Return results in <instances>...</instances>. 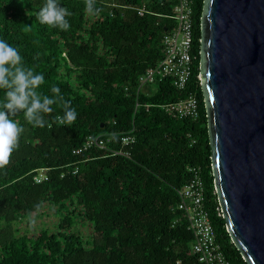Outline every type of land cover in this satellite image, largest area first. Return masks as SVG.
Masks as SVG:
<instances>
[{
  "label": "trees",
  "instance_id": "trees-1",
  "mask_svg": "<svg viewBox=\"0 0 264 264\" xmlns=\"http://www.w3.org/2000/svg\"><path fill=\"white\" fill-rule=\"evenodd\" d=\"M44 2L0 0V39L19 50L27 67L43 73L39 91L52 97L51 87L60 88L77 119L59 125L54 119L63 115L59 105L45 116L44 128L28 124L22 112L14 117L25 132L10 164L0 169V264H203L175 207L189 166L201 171L205 208L225 257L247 264L218 209L199 78L204 0H194V63L186 88L164 79L146 92L144 85L138 92L139 76L162 56L175 2L96 0L103 10L93 15L85 0H60L72 12L67 31L36 19ZM140 6L146 8L142 16ZM191 93L199 100L197 119L164 109ZM108 132L113 133L109 149L73 153L88 135ZM126 133L135 140L122 145L119 137ZM41 170L47 179L37 182ZM47 208L58 217L53 228L35 233L19 228L21 220L30 223L28 216Z\"/></svg>",
  "mask_w": 264,
  "mask_h": 264
},
{
  "label": "water",
  "instance_id": "water-1",
  "mask_svg": "<svg viewBox=\"0 0 264 264\" xmlns=\"http://www.w3.org/2000/svg\"><path fill=\"white\" fill-rule=\"evenodd\" d=\"M200 31L218 202L244 260L264 264V0H204Z\"/></svg>",
  "mask_w": 264,
  "mask_h": 264
},
{
  "label": "built area",
  "instance_id": "built-area-1",
  "mask_svg": "<svg viewBox=\"0 0 264 264\" xmlns=\"http://www.w3.org/2000/svg\"><path fill=\"white\" fill-rule=\"evenodd\" d=\"M175 2L172 18L174 26L166 28L162 37V56L158 63L148 68L139 76V89L143 85L153 84L157 81L170 79L172 84L179 90H184L193 70V42H194V20L193 5L194 0H172ZM139 15H144L146 8L140 6L136 8ZM112 14V10H110ZM138 106V103L136 104ZM171 115L178 118L197 119L199 116V100L193 93L183 99L170 102L163 106ZM113 133L88 135L84 143L73 150L74 154H79L87 149L97 147L109 149ZM135 140L132 133L122 134L119 141L122 145H128ZM113 154L120 151L111 150ZM128 154V153H127ZM189 179L177 189L178 209L187 222L188 229L192 232L194 240L192 251L197 255L203 264H232L221 250L217 242L216 234L211 224L208 210L205 208V186L201 177V171L196 166H189ZM77 167L73 173H76ZM47 179L44 170L36 176L37 182ZM220 213L221 208L218 207Z\"/></svg>",
  "mask_w": 264,
  "mask_h": 264
},
{
  "label": "clouds",
  "instance_id": "clouds-1",
  "mask_svg": "<svg viewBox=\"0 0 264 264\" xmlns=\"http://www.w3.org/2000/svg\"><path fill=\"white\" fill-rule=\"evenodd\" d=\"M85 10L99 15L103 9L96 6V0H85ZM70 16L72 12L61 6L60 0H45L36 19L41 24L67 31L71 27L67 19ZM44 82L43 73L27 67L19 50L0 39V90H4V97L0 99V169L10 164L25 132L24 126L14 119L17 114L22 112L24 119L33 127L44 128L48 124L45 116L53 113V105H59L63 115L54 117L59 125L71 126L77 119L76 109L61 94L58 86L51 87L52 97L39 91Z\"/></svg>",
  "mask_w": 264,
  "mask_h": 264
},
{
  "label": "rangeland",
  "instance_id": "rangeland-1",
  "mask_svg": "<svg viewBox=\"0 0 264 264\" xmlns=\"http://www.w3.org/2000/svg\"><path fill=\"white\" fill-rule=\"evenodd\" d=\"M109 0H107L108 2ZM128 11H133V10H126ZM154 90V86L151 84H146L144 85V88L142 89V92H146L145 90ZM54 212H52V209L47 208L43 214H37L35 216H28L29 217H33V220L28 223L26 222V220H21V222L19 223V228H21L23 231H30L31 233H35L38 230H40L41 228L48 226L50 228L54 227V223L58 220V217L55 216V214H53Z\"/></svg>",
  "mask_w": 264,
  "mask_h": 264
}]
</instances>
